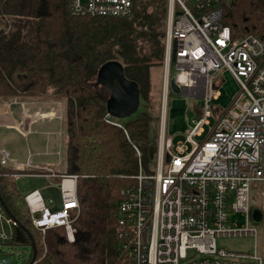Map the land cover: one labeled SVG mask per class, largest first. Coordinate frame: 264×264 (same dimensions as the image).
Here are the masks:
<instances>
[{
	"label": "built area",
	"instance_id": "1",
	"mask_svg": "<svg viewBox=\"0 0 264 264\" xmlns=\"http://www.w3.org/2000/svg\"><path fill=\"white\" fill-rule=\"evenodd\" d=\"M224 1L169 0L157 150L144 169L136 147L139 170L119 202V264H264V250L257 244L254 252L227 250L217 244L219 236L257 237L262 231L264 237V40L251 33L234 36L225 22L229 12ZM70 10L75 15L126 17L133 12V0H70ZM172 63L176 66L173 76ZM228 72L238 89L215 116L205 139L198 141L196 137L214 115L211 102L219 96ZM171 77L181 93L203 98L202 114L193 119L187 134L193 144L190 153H184L183 143L175 146L166 135ZM112 117L107 113L106 120L122 126ZM63 164H35L31 153L19 161L0 147V166L15 169L0 171V176L48 177L49 184L62 191L58 210H52L53 200L42 195V188L26 196L33 227L46 231L64 226L73 238L76 228L71 214L79 207L78 175L68 173ZM253 208L262 212L260 222L253 221ZM237 212L245 215L246 224L239 226L232 220ZM18 226L0 201V264H14L3 253L5 247L20 246L13 244Z\"/></svg>",
	"mask_w": 264,
	"mask_h": 264
},
{
	"label": "trees",
	"instance_id": "2",
	"mask_svg": "<svg viewBox=\"0 0 264 264\" xmlns=\"http://www.w3.org/2000/svg\"><path fill=\"white\" fill-rule=\"evenodd\" d=\"M224 2L234 36L264 40V0ZM168 8L169 0H133L130 16H89L72 14L70 0H0V99L62 101L65 167L78 175L73 238L64 226L36 230L26 195L13 177L0 176L1 195L32 232V264H119V202L139 170L136 147L144 169L152 163L149 132L160 107L151 96V71L164 65ZM113 59L140 87L137 115L112 117L122 126L106 120L109 91L95 85L99 67ZM222 109L214 106L215 116ZM13 244L30 245L31 239L15 236Z\"/></svg>",
	"mask_w": 264,
	"mask_h": 264
},
{
	"label": "rangeland",
	"instance_id": "3",
	"mask_svg": "<svg viewBox=\"0 0 264 264\" xmlns=\"http://www.w3.org/2000/svg\"><path fill=\"white\" fill-rule=\"evenodd\" d=\"M176 71V66L174 63L171 65V73L172 76ZM164 76H165V66H158L152 69L151 78H152V87H151V96L153 98L155 107L159 106L161 111V98L163 94L164 88ZM224 84L220 88L219 96L212 100L213 106H217L220 108H225L232 96L236 93L238 89V84L235 78L229 72L225 74ZM17 100H20L16 98ZM28 100V99H27ZM25 101V100H21ZM58 101V100H57ZM203 98L202 97H190L183 93L176 94L171 92L169 95L168 102V116L166 122V135L172 138L173 144L176 146L179 143L184 144L185 151L184 153H190L193 148V144L187 140V134L190 128L193 126V119L198 120L199 114L197 107L202 108ZM0 106V110L1 107ZM64 108V107H63ZM142 109V103L140 104L139 109L135 114L130 116L129 118H134L137 113ZM64 114V113H63ZM64 116V115H63ZM215 122V114L208 118V123L204 126V132L201 136H197L196 139L198 141H202L205 139L210 129L212 128ZM159 123L160 119L156 122H153L150 126V137L156 142L159 136ZM22 130V129H21ZM14 135L11 134V138L16 141L17 147L21 148L22 154L24 152V157H20L19 160H25L28 157V147L26 148L27 141L22 138L16 140ZM15 141L11 140V153L13 151V144ZM65 142V141H64ZM17 149V148H16ZM62 151L61 156L63 160V168L65 167L64 161V149H60ZM58 151V150H57ZM56 151V153H57ZM17 153V152H16ZM36 158L33 154V161ZM35 163V162H34ZM36 164V163H35ZM54 167V166H53ZM18 187L23 191V193L27 196L31 192L35 191L37 188H42L43 186L49 184L51 179L48 177H33V176H22L21 178L16 180ZM48 205L52 203L47 200ZM232 220L239 226L246 224L245 215L242 212H237L231 215ZM262 231L258 234L257 237L254 235H227V236H219L217 237V244L219 247H223L227 250L238 251V252H254L255 246L259 247L260 250H264V237L261 234ZM6 252L3 253L4 257H11L14 264H20L26 260L31 255V248L28 245H20L15 247L13 250L10 247H5Z\"/></svg>",
	"mask_w": 264,
	"mask_h": 264
},
{
	"label": "crops",
	"instance_id": "4",
	"mask_svg": "<svg viewBox=\"0 0 264 264\" xmlns=\"http://www.w3.org/2000/svg\"><path fill=\"white\" fill-rule=\"evenodd\" d=\"M2 103L0 147L8 150L15 159L19 160L20 157H24V152L22 154L21 148L17 147L16 141L11 138L12 134L16 140L22 138L27 141L28 154H34L36 164L61 167V165L58 166V163L63 160L60 159L56 151L65 147L62 101L51 99L7 101L0 99V106ZM21 129L22 131H20ZM11 140L15 141L12 153ZM19 161H24V159Z\"/></svg>",
	"mask_w": 264,
	"mask_h": 264
},
{
	"label": "water",
	"instance_id": "5",
	"mask_svg": "<svg viewBox=\"0 0 264 264\" xmlns=\"http://www.w3.org/2000/svg\"><path fill=\"white\" fill-rule=\"evenodd\" d=\"M175 59V55H173ZM95 85H101L109 91V97L106 101L107 112L118 119H126L136 113L141 104L140 87L137 82L129 79L124 72L123 64L118 60H108L104 62L98 69ZM170 90L173 93L180 94L181 89L175 82V78L171 77L169 81ZM157 150V143H151L149 147V158L153 159ZM167 161L170 156L167 155ZM41 193L44 197L53 200L52 210L62 208V191L55 184H47L42 187ZM0 201L4 205L6 211L15 219L19 226L17 228V235L19 239L28 236L31 239L32 258L29 264H32L37 256V247L30 229L16 219L11 212L6 201L0 193ZM252 218L254 222H260L262 219V212L259 208L252 209ZM73 236V235H72Z\"/></svg>",
	"mask_w": 264,
	"mask_h": 264
}]
</instances>
